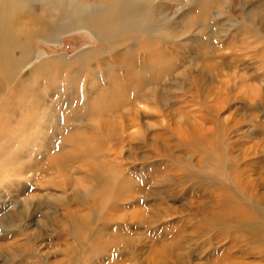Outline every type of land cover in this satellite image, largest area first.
I'll return each instance as SVG.
<instances>
[{
    "label": "rangeland",
    "instance_id": "1",
    "mask_svg": "<svg viewBox=\"0 0 264 264\" xmlns=\"http://www.w3.org/2000/svg\"><path fill=\"white\" fill-rule=\"evenodd\" d=\"M141 4L0 74V264H264V0Z\"/></svg>",
    "mask_w": 264,
    "mask_h": 264
},
{
    "label": "bare ground",
    "instance_id": "2",
    "mask_svg": "<svg viewBox=\"0 0 264 264\" xmlns=\"http://www.w3.org/2000/svg\"><path fill=\"white\" fill-rule=\"evenodd\" d=\"M141 3L142 0H98L89 5L83 0H44L43 5L40 4L43 9L40 7L38 14L27 11L16 14V0H0V74L9 80L21 74L31 61L33 48L30 44L34 38L56 41L62 33L87 27L104 44L98 51L107 52L113 44L120 42L123 35H149V29L154 28L152 12L149 6L146 8ZM145 4L148 3L145 1ZM61 58L65 60L66 57ZM92 58V52L84 51L79 62L87 67ZM115 96L118 98L116 93Z\"/></svg>",
    "mask_w": 264,
    "mask_h": 264
}]
</instances>
